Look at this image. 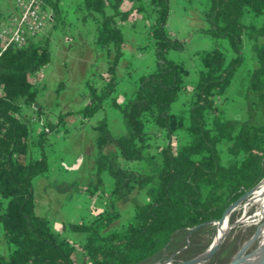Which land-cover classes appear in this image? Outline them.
<instances>
[{
	"label": "trees",
	"instance_id": "trees-1",
	"mask_svg": "<svg viewBox=\"0 0 264 264\" xmlns=\"http://www.w3.org/2000/svg\"><path fill=\"white\" fill-rule=\"evenodd\" d=\"M43 1L44 10L53 14L52 30L0 54V232L8 250L0 254V264L159 263L167 249H179L177 235L207 230L259 184L242 204L260 202L264 207V20L258 24L264 0H199L206 23L201 30L216 44L195 52L200 67L193 84L188 82L190 69L169 57L172 50L186 49V41L167 29L171 0H130L129 8L123 7L125 0H83L76 8L78 18L92 24L95 48L113 55L100 75L103 85L96 87L89 79L88 103L67 112L58 110V102L53 108L35 106L36 74L53 59L51 35L67 26L61 0ZM136 13L146 23L142 49L152 48L155 59L121 101L117 67L126 55L125 27L136 24ZM5 18L0 10V24ZM219 39H226L229 47L222 48ZM246 40L255 64L247 85L248 115L236 120L225 116L219 102L246 59ZM178 102L182 108L174 112ZM107 106L119 112L124 134H113L106 114L96 118ZM76 116L79 128L96 119L90 124L97 131L96 182L86 187L61 183L58 190L107 195L109 205L90 220L64 224L65 231L81 236L74 240L35 212L33 186L50 170L48 135L67 134ZM156 155L161 156L158 167L129 166L143 158L151 164ZM104 171L113 177L108 192ZM135 192H144L147 199L140 200ZM129 200L133 217L114 227L121 217L117 205Z\"/></svg>",
	"mask_w": 264,
	"mask_h": 264
},
{
	"label": "crops",
	"instance_id": "crops-1",
	"mask_svg": "<svg viewBox=\"0 0 264 264\" xmlns=\"http://www.w3.org/2000/svg\"><path fill=\"white\" fill-rule=\"evenodd\" d=\"M171 1L173 2V0ZM82 2L83 0H61L63 13L66 14L67 26L65 30L62 27H58L53 31L51 35L52 62L44 70L39 71L35 78L39 90L37 104H42L49 108L54 105L55 100H53L52 96V100L48 101L47 91H45L46 86L50 85L52 90L60 81H66L64 91L67 92L69 97L61 96L59 102V109L63 112L79 110L88 103L89 93L86 88V82L90 79L96 87H101L104 81L100 75L106 73L109 57L113 55V51H100L95 48L92 24L78 18L76 11V8ZM131 5L132 2L130 0H125L123 7L129 8ZM13 6L14 0H0V10L4 16L9 14ZM45 12L48 17L45 30L49 32L54 27V23L51 21L53 14L49 10H45ZM195 18L199 22L201 21L200 14L197 13ZM134 19H136V24L130 22L125 27L127 57L120 60L117 67V75L120 78L118 99L121 101L136 89L137 76L153 64L151 63L153 60L147 58L146 49H142L143 43H146V38L143 34L146 27L143 14L136 13ZM128 57H130V60ZM54 95L56 98V94ZM102 115L103 111L96 118ZM78 120V116L73 118L74 123H78ZM92 123L93 121L89 122L88 126L74 128L65 136L60 131L56 132V134L47 139L46 152L50 164L54 163L55 160L57 165L52 163L50 173L46 177L38 178L33 186L35 212L47 216L53 227L55 226L54 229L63 234L66 233L63 226L69 223L68 219L71 209L75 210L76 213H82L83 211L86 219L90 220L97 212L106 208V202L102 201L103 199L98 194L91 195L88 191L80 194L60 192L57 187L59 184L66 182H76L86 187L92 179L94 180L92 168L98 154V148L96 144L97 131L90 126ZM120 124L123 128L120 131H123V134L125 133V127L123 123ZM107 149L112 150L113 147H108ZM71 155L74 157L71 161L72 164L65 166L66 157ZM155 162L158 166L161 165L160 155L155 156ZM81 164L82 178L81 174L76 173L70 179L71 171L80 167ZM80 179H82V182ZM125 203L132 204L130 200ZM78 235L77 233H72L71 238L75 236L80 239L81 236ZM7 252V246L0 232V254L6 255Z\"/></svg>",
	"mask_w": 264,
	"mask_h": 264
},
{
	"label": "rangeland",
	"instance_id": "rangeland-1",
	"mask_svg": "<svg viewBox=\"0 0 264 264\" xmlns=\"http://www.w3.org/2000/svg\"><path fill=\"white\" fill-rule=\"evenodd\" d=\"M200 7L201 4L199 0H173V2L171 1V12L167 24L168 25L167 29L168 31H170L171 34L178 36L179 38L184 39L186 41L185 50L183 51L172 50L169 52V57L175 59L178 62L179 61L182 62L185 66H187L190 69V75L188 77V82L190 84L196 82L199 74L200 62L195 56V52L203 49H211L216 44L215 39H212V37L209 34L201 30L202 27L206 26V23L203 24L204 20L199 10ZM197 13L200 14V20H201L200 22L195 18ZM263 20L264 17L260 18L258 20V24L260 25ZM46 32L47 31L44 29V31L38 33L36 37L42 36ZM218 44L222 46V48L229 47V44L226 39H219ZM250 45L251 42H248L246 40L244 44L246 59L243 65L241 66V68L234 76L232 83L228 88L226 94L222 97V99L219 102V105L224 110V114L227 118L242 120L246 118L248 115L247 114L248 103L246 98L247 85L252 67L255 64L253 52L251 50L252 47ZM145 49H146L147 58H149V60H153V62L151 61V63H154V59H155L154 51L150 47H145ZM127 53L128 52L126 49L125 52L126 55L124 58L127 57ZM128 59L130 60V57H128ZM62 83L64 84L62 85ZM65 86H66L65 80H62L58 84H56L52 88V90L50 85L46 86L45 91H47L48 101L52 100V96H53V100H55L54 105L50 108H53L57 102L58 103L60 102L61 96L65 95L66 98L69 97V95H67V92L64 91ZM53 93L56 94V98ZM181 108H182V104L180 102L175 103L173 107V111L177 112ZM58 110H60L59 107ZM103 114H106L109 127L113 132V134L121 135L123 131L121 132L120 129L123 128L120 123H123V121L119 112L113 106H107V108L103 111ZM94 119L95 118L92 119L93 122H95ZM78 125H79V120L78 123H74L73 118L70 119V123L68 125L70 129L69 132H71L72 129L74 128H79ZM33 126L36 129L38 124H34ZM125 132H126V128H125ZM60 133L63 136L68 134V133L65 134L63 130L60 131ZM53 134H56V132L53 131L52 133H50L48 135V138H50ZM159 142L162 143L163 140L159 139ZM73 158L74 157L72 155L67 156L64 165L69 166L70 164H72L71 161L73 160ZM149 162L150 161L148 159L143 158L139 161H132V162L130 161L129 166L133 168H137L139 170H149L150 165L154 167H158V164L155 162V158L151 160L152 162L151 164ZM51 164H50V170H51ZM53 164L57 165L55 160ZM50 170L48 174L50 173ZM81 171H82V164L77 169L71 171L70 179L73 178L76 175V173L81 174V178H82ZM47 175L37 177L34 180V183L38 180V178L46 177ZM93 176H94V180L92 179V181L96 182V176L95 175ZM101 178L104 181L106 191L108 192L113 187V177L108 171H104L101 173ZM80 180L82 182V179ZM79 185L81 184L79 183ZM77 193L80 194L82 192H77ZM136 195L138 196V198H140V200L147 199L146 194L144 192H141V194L136 193ZM101 198L103 199V200L101 199L102 201L106 202L105 205L108 206L109 196L104 195L101 196ZM117 206L121 211V217L115 222L114 227L126 225L127 222L133 217L132 204L120 202ZM261 210L262 207L260 202H252L250 204L239 205L229 216L230 226L227 231L228 233H226L222 241L221 247L214 255V257L204 264H218L222 260H225V264L229 263L234 257V255L242 248V245L246 243L248 239L251 238V236L254 234V232L262 222L263 219L261 217ZM83 213H84L83 211L82 213H76L75 210L73 211V209H71V214L68 219V222H79L82 220H87L85 215H83ZM218 230L219 228L217 222H213L205 231L194 234L190 232L186 234L182 233L180 235H177L176 237L179 238L180 240L179 249L177 251L172 247L170 249H167L163 255V259L159 263L164 264L171 257L173 258V263L198 257L212 245ZM71 234L72 232L66 231V233H64L63 235H66L71 238ZM75 236H73L72 238L74 239L77 237ZM74 240H77V238ZM257 243L258 241L254 242L251 245V248L247 249L245 256H248L249 254L252 253ZM195 249H199L200 251L197 252L195 251Z\"/></svg>",
	"mask_w": 264,
	"mask_h": 264
},
{
	"label": "built area",
	"instance_id": "built-area-1",
	"mask_svg": "<svg viewBox=\"0 0 264 264\" xmlns=\"http://www.w3.org/2000/svg\"><path fill=\"white\" fill-rule=\"evenodd\" d=\"M43 3V0H14L13 9L0 24V54L10 45H25L30 37L44 31L48 17Z\"/></svg>",
	"mask_w": 264,
	"mask_h": 264
},
{
	"label": "water",
	"instance_id": "water-1",
	"mask_svg": "<svg viewBox=\"0 0 264 264\" xmlns=\"http://www.w3.org/2000/svg\"><path fill=\"white\" fill-rule=\"evenodd\" d=\"M35 106H37V103H35ZM264 180V179H263ZM260 185V184H259ZM258 185V186H259ZM258 186L250 191H248L247 193H245L244 195H242L239 199H237L235 202H233L224 212V214L222 215V217L215 221L217 222L218 228L219 226L224 222L226 217H229L230 214L239 206L241 205L244 201H246V199L258 188ZM264 226V222H262L258 228L256 229V231L254 232V234L251 236L250 239H248V241L246 243H252L255 241H262V237H258V233L261 230V228ZM226 233L222 236V238L214 245H211L205 252H203L201 255H199L198 257H195L193 259H189V260H184V261H180V262H175L173 263V258L171 257L170 259H168L164 264H204L206 262H208L209 260H211L214 255L217 253V251L219 250V248L222 245V241L225 237ZM244 243V244H246ZM263 248H264V243H263ZM153 264H161V263H153ZM218 264H225V260L220 261Z\"/></svg>",
	"mask_w": 264,
	"mask_h": 264
},
{
	"label": "bare ground",
	"instance_id": "bare-ground-1",
	"mask_svg": "<svg viewBox=\"0 0 264 264\" xmlns=\"http://www.w3.org/2000/svg\"><path fill=\"white\" fill-rule=\"evenodd\" d=\"M261 217L263 219L262 222H264V207L261 210ZM229 226H230V222L229 221H224L219 226V230H218V232H217V234L215 236V239H214V242L212 243V245L216 244L222 238V236L225 233H228L227 231L229 229ZM258 237H262V241H259L257 243L255 249L252 251L251 254H249L248 256H245V253H246L247 249H250L251 245L254 242L243 244L242 248L234 255L232 260L229 263H226V264H264V248H263L264 226L259 231Z\"/></svg>",
	"mask_w": 264,
	"mask_h": 264
}]
</instances>
